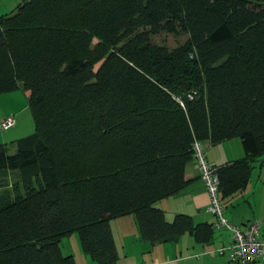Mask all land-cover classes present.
<instances>
[{"label":"trees","instance_id":"16d2710c","mask_svg":"<svg viewBox=\"0 0 264 264\" xmlns=\"http://www.w3.org/2000/svg\"><path fill=\"white\" fill-rule=\"evenodd\" d=\"M161 32L188 37L169 49ZM17 89L33 132L0 143V264H75L73 233L116 264L127 215L147 252L208 244L212 224L157 203L186 185L195 140L242 143L216 168L222 205L264 156V0H24L0 15V94Z\"/></svg>","mask_w":264,"mask_h":264},{"label":"crops","instance_id":"0c3cea01","mask_svg":"<svg viewBox=\"0 0 264 264\" xmlns=\"http://www.w3.org/2000/svg\"><path fill=\"white\" fill-rule=\"evenodd\" d=\"M24 0H0V15L11 13ZM28 95L23 89L0 94V120L8 115L15 119L14 129L19 128L23 117L28 122ZM10 129V128H9ZM17 131L13 135L0 133V143H9L8 139H17ZM15 137V138H14ZM10 140V141H13ZM207 161L218 168L244 156L240 140L231 138L218 144L204 142ZM259 162V163H257ZM251 178L246 188L233 196L224 199V216L229 223L246 229L254 221H259V237L264 240V156L254 162ZM186 185L177 193L161 199L157 205L165 212L167 220L177 214L190 215L195 223L206 222L214 226L213 240L208 244L197 243L189 234H184L176 242L155 245L147 252V245L139 240L137 232L133 235L125 232L124 240L118 249L121 261L119 264H237L232 259V233L225 227L216 226V218L208 210L209 196L199 176L198 166L193 160L185 169ZM131 216V215H127ZM127 216L119 217L111 222L113 225H133ZM132 220V221H130ZM113 230V229H112ZM114 234V233H113ZM115 242L116 238L114 236ZM127 244H130L127 246ZM117 245V243H116ZM125 245V246H124ZM219 249H223L220 253ZM264 264V261H263Z\"/></svg>","mask_w":264,"mask_h":264},{"label":"built area","instance_id":"2783aa9c","mask_svg":"<svg viewBox=\"0 0 264 264\" xmlns=\"http://www.w3.org/2000/svg\"><path fill=\"white\" fill-rule=\"evenodd\" d=\"M194 92L188 94L192 99ZM179 103L184 107L183 101ZM15 120L12 115H8L0 120V128L9 129L14 126ZM193 158L198 166L199 176L203 181L209 196L207 210L215 216L216 226L225 227L232 233V259L237 264H263L264 261V240L259 237V221L250 222L246 229L229 223L223 214V205L219 198V177L216 168L212 166L205 157L204 144L195 140L192 145ZM223 249H219L221 253Z\"/></svg>","mask_w":264,"mask_h":264},{"label":"rangeland","instance_id":"374dc122","mask_svg":"<svg viewBox=\"0 0 264 264\" xmlns=\"http://www.w3.org/2000/svg\"><path fill=\"white\" fill-rule=\"evenodd\" d=\"M187 37L188 36L185 34L174 35V34L167 33V32H161L157 35L151 36V39L153 43L155 44L163 45L169 49H173L179 46L180 44H182L187 39ZM27 117H28L29 124L26 123L27 120L25 121L24 118L22 117L20 120V125H19L18 130L17 128L14 129V127H10V129L0 128V133L2 134L7 133L8 135L10 134L13 135L15 131H17V135H16L17 138H20L22 136L32 133L33 132V120H32L30 111H28ZM236 139L240 140L239 138H236ZM10 140H13V139H8L7 142H10ZM14 151L15 149L11 148L9 151V154H13ZM224 213H225V209L223 207V214ZM131 217L132 215L127 216V218L125 219H132ZM121 222L122 220L119 222L117 226L115 225L112 226L118 249L121 247L120 245L124 240L125 232H129L130 236L131 234L133 235L135 232H137V229L134 227L133 222H132V225L130 224V226L129 225L123 226V224H120ZM128 245L130 244H127V246ZM60 247H61L63 254L73 255L75 259V264H91V263L95 264L93 261L90 260L89 256L86 255L84 251L82 250L81 243H80L77 233H73L70 236L64 237L60 242ZM120 261H121V258L119 257L116 264H119ZM124 263L126 262H123L121 264H124Z\"/></svg>","mask_w":264,"mask_h":264}]
</instances>
